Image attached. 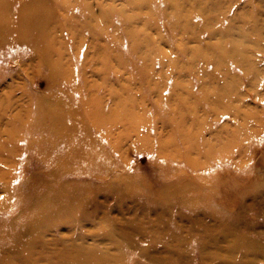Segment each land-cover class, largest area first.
<instances>
[{
  "label": "rangeland",
  "instance_id": "rangeland-1",
  "mask_svg": "<svg viewBox=\"0 0 264 264\" xmlns=\"http://www.w3.org/2000/svg\"><path fill=\"white\" fill-rule=\"evenodd\" d=\"M45 4L51 48L0 37V264H264V0Z\"/></svg>",
  "mask_w": 264,
  "mask_h": 264
},
{
  "label": "bare ground",
  "instance_id": "bare-ground-1",
  "mask_svg": "<svg viewBox=\"0 0 264 264\" xmlns=\"http://www.w3.org/2000/svg\"><path fill=\"white\" fill-rule=\"evenodd\" d=\"M19 1V7L17 8L15 14L12 13L11 9V0H0V37H6V35L3 34H11V32L15 31L17 33L16 39L19 41L29 45L32 48H35L39 51V53L45 49L43 47V44L47 47L49 46L51 48L52 43L49 40V34L47 33L46 24L51 17V11L49 8V5L47 6L45 4V0H16ZM8 6H10L8 10ZM9 18L13 17L12 14L15 16V21L10 22V24L7 22ZM15 24V26L13 24ZM12 24V27H11ZM7 35V36H8ZM49 52V51H47ZM46 52V53H47ZM79 138H76L73 143L77 146V143L79 142ZM76 149V147L73 146V151ZM75 152V151H74ZM73 152V153H74ZM209 153V151H207ZM70 155V154H69ZM74 156H70L71 158L75 157L76 154H73ZM68 157L62 159L59 161V164H67L62 163L61 161H67ZM57 190H55V187H47V190L44 192L43 196L45 198H49L52 196H55L57 194H61L62 197L69 198L70 196H73V191L71 190H62L63 187L58 185L56 187ZM68 191V192H67ZM70 191V192H69ZM50 202L45 203V201L41 200L39 205L43 206L44 208L49 206ZM68 204V203H66ZM66 204L61 205L60 202H57L55 215L61 211ZM38 205V206H39ZM71 205V203H69ZM66 210V209H65ZM242 248L245 249H251L255 251H261L263 248L262 246H258L254 243L246 242L241 243ZM264 251V250H263Z\"/></svg>",
  "mask_w": 264,
  "mask_h": 264
}]
</instances>
